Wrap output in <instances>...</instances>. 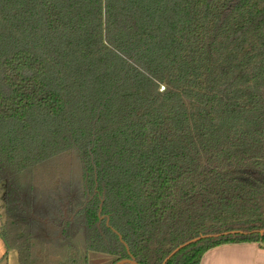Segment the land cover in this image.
Returning <instances> with one entry per match:
<instances>
[{"label":"trees","instance_id":"16d2710c","mask_svg":"<svg viewBox=\"0 0 264 264\" xmlns=\"http://www.w3.org/2000/svg\"><path fill=\"white\" fill-rule=\"evenodd\" d=\"M0 185L20 264L264 248V0H0Z\"/></svg>","mask_w":264,"mask_h":264},{"label":"crops","instance_id":"0c3cea01","mask_svg":"<svg viewBox=\"0 0 264 264\" xmlns=\"http://www.w3.org/2000/svg\"><path fill=\"white\" fill-rule=\"evenodd\" d=\"M0 264H20L18 252L7 251L1 238ZM201 264H264V248L255 243L220 246L208 251Z\"/></svg>","mask_w":264,"mask_h":264},{"label":"rangeland","instance_id":"374dc122","mask_svg":"<svg viewBox=\"0 0 264 264\" xmlns=\"http://www.w3.org/2000/svg\"><path fill=\"white\" fill-rule=\"evenodd\" d=\"M3 195H4V189L0 185V227L5 221V207H4ZM106 260L107 259H104L102 257H94L91 264H101V262H106Z\"/></svg>","mask_w":264,"mask_h":264},{"label":"water","instance_id":"95a60500","mask_svg":"<svg viewBox=\"0 0 264 264\" xmlns=\"http://www.w3.org/2000/svg\"><path fill=\"white\" fill-rule=\"evenodd\" d=\"M181 248H183V247H181ZM176 252H178V251H176ZM175 252V253H176ZM174 253V254H175ZM118 264H137L135 261H134V259L131 257V259L130 260H126V261H123V262H120V263H118Z\"/></svg>","mask_w":264,"mask_h":264}]
</instances>
